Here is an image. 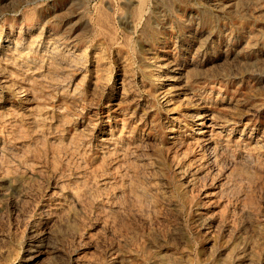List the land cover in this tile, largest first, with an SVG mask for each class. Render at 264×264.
<instances>
[{
  "label": "rangeland",
  "instance_id": "rangeland-1",
  "mask_svg": "<svg viewBox=\"0 0 264 264\" xmlns=\"http://www.w3.org/2000/svg\"><path fill=\"white\" fill-rule=\"evenodd\" d=\"M137 1L0 0V264H264V0ZM203 126L223 151L193 144Z\"/></svg>",
  "mask_w": 264,
  "mask_h": 264
},
{
  "label": "bare ground",
  "instance_id": "bare-ground-1",
  "mask_svg": "<svg viewBox=\"0 0 264 264\" xmlns=\"http://www.w3.org/2000/svg\"><path fill=\"white\" fill-rule=\"evenodd\" d=\"M31 1H33V0H31ZM135 1V0H134ZM137 1V0H136ZM188 1V0H187ZM196 1H198V0H196ZM200 1V0H199ZM263 1V0H262ZM20 2V1H19ZM25 2V1H24ZM27 2V1H26ZM138 2V1H137ZM148 2V1H147ZM156 2V1H155ZM195 2V1H194ZM228 2V1H227ZM233 2H235V0L233 1ZM259 2V1H258ZM257 2V3H258ZM21 3H22V1H21ZM74 3V2H73ZM139 3H140V5L138 6V9H137V14H139V15H141L142 14V12L144 11V8L146 7L145 6V4H147L146 3V0H139ZM152 3V2H151ZM159 3H160V1H159ZM161 3L163 4V5H166V3L164 2V0H161ZM187 3V2H186ZM192 3V2H191ZM236 3V2H235ZM255 3V2H254ZM260 3V2H259ZM20 4V3H19ZM77 4V3H76ZM137 4V3H136ZM168 4V3H167ZM226 4V3H225ZM17 5V4H16ZM67 5V4H66ZM74 5V4H73ZM186 5V4H185ZM190 5V4H189ZM197 5V4H196ZM209 5V4H208ZM213 5V4H212ZM220 5H221V3H220ZM219 5V6H220ZM234 5V4H233ZM249 5V4H248ZM261 5V4H260ZM263 5V4H262ZM75 6V5H74ZM151 6V5H150ZM198 6V5H197ZM218 5H217V7H219ZM253 6V5H252ZM258 7H259V4L257 5ZM256 6V8H258ZM77 6H75V8H76ZM100 7V6H99ZM133 7V6H132ZM132 7H131V10H132ZM137 7V6H136ZM136 7H134V8H136ZM190 7V6H189ZM194 7H195V5H194ZM208 7V6H207ZM228 7V6H227ZM240 7V6H239ZM128 8V7H127ZM233 8V7H232ZM254 8V7H253ZM8 9V8H7ZM55 9V8H54ZM62 9V8H61ZM74 9V8H73ZM150 9V8H149ZM148 9V11H150ZM153 9V8H152ZM177 9V8H176ZM209 9V8H208ZM207 8H204V7H199V11H200V14L202 15V18H203V21H205V22H208V21H210L211 22V20H214L213 19V17H212V15L209 13V10H208ZM214 9V8H213ZM224 9V8H223ZM245 9V8H244ZM126 10V9H125ZM130 10V11H131ZM165 10V9H164ZM222 10V9H221ZM226 10V9H225ZM228 10V9H227ZM232 10V9H231ZM243 10V9H242ZM242 10H240L241 12H242ZM71 11V10H70ZM99 11V10H98ZM98 11H97V13H98ZM179 11V10H178ZM184 11V10H183ZM229 11V10H228ZM249 11H250V9H249ZM259 11V10H258ZM46 12V11H45ZM100 12V11H99ZM126 12V11H125ZM132 12H133V10H132ZM136 12V11H135ZM151 12V11H150ZM174 12V11H173ZM177 12V11H176ZM218 12V11H217ZM220 12V11H219ZM232 12H233V10H232ZM54 13V12H53ZM68 13V12H67ZM103 14H104V12H102ZM102 13H100V14H98L100 17L101 16H103V14ZM123 13V12H122ZM127 13H129V11L127 12ZM159 13H161V12H159ZM158 13V14H159ZM166 13H167V11H166ZM175 13V12H174ZM215 13V12H214ZM228 13V12H227ZM236 13V12H235ZM250 13V12H249ZM259 13V12H258ZM262 13V12H261ZM16 14V13H15ZM71 14V13H70ZM102 14V15H101ZM120 14V13H119ZM130 14V13H129ZM136 14V13H135ZM155 14V13H154ZM171 14V13H170ZM216 14V13H215ZM229 14V13H228ZM227 14V15H228ZM242 14H244V13H242ZM241 14V15H242ZM260 14V13H259ZM47 15V14H46ZM64 15V14H63ZM69 14H67V16H68ZM121 15V14H120ZM143 15V14H142ZM157 15V14H156ZM167 15V14H166ZM217 15V14H216ZM226 15V16H227ZM237 15V14H236ZM239 15V14H238ZM252 15V14H251ZM255 15H256V13H255ZM48 16V15H47ZM67 16H65V17H67ZM92 16V15H91ZM138 16V15H137ZM158 16V15H157ZM159 16H160V14H159ZM200 16V15H199ZM219 16V15H218ZM225 16V17H226ZM231 16H232V14H231ZM231 16H229V17H231ZM257 16V15H256ZM122 17V16H121ZM129 17V16H128ZM133 17V16H132ZM140 17V16H139ZM147 17H148V15H147ZM163 17V16H162ZM176 17V16H175ZM215 17V16H214ZM221 17V16H220ZM220 17H218V18H220ZM240 17V16H239ZM258 17V16H257ZM256 17V18H257ZM262 17H263V15H262ZM115 18V17H114ZM143 18V17H142ZM141 18V19H142ZM144 18H146V16L144 17ZM150 18H153V17H149V18H147L146 19V23H147V25H149V21H150ZM159 18V17H158ZM167 18V17H166ZM165 18V19H166ZM172 18V17H171ZM170 18V19H171ZM177 18V17H176ZM264 18V17H263ZM46 19V18H45ZM44 19V20H45ZM102 20H103V18H101ZM132 19V18H131ZM136 19V18H135ZM138 19V18H137ZM181 19H182V17H181ZM221 19H222V17H221ZM233 19H235V18H233ZM255 19V18H254ZM260 19V18H259ZM258 19V20H259ZM117 20V19H116ZM120 20H121V18H120ZM119 20V21H120ZM152 20V19H151ZM168 20V19H167ZM95 21V20H94ZM98 21V20H97ZM101 21V20H100ZM99 21V22H100ZM128 21H129V19H128ZM132 21V20H131ZM187 21V20H186ZM196 21H197V19H196ZM195 21V22H196ZM223 21V20H222ZM225 21V20H224ZM12 22V21H11ZM10 22V27L12 26V23ZM29 23H27L24 27H22L21 28V33H28V34H32V33H34V31L37 29L38 30V28H42L43 26H41V25H39V24H37L36 22H34V21H28ZM134 22H136V21H134ZM189 22V21H188ZM194 22V21H193ZM140 23H142V21L140 20ZM139 23V24H140ZM156 23V22H155ZM161 23V22H160ZM168 23V22H167ZM191 23V22H190ZM197 23H199V22H197ZM262 23V22H261ZM86 24V23H85ZM99 24V23H98ZM101 24V23H100ZM130 24V23H129ZM132 24V23H131ZM137 24V23H136ZM138 24V25H139ZM144 24V23H143ZM142 24V25H143ZM159 24V23H158ZM157 24V25H158ZM214 24H216V23H214ZM213 24V25H214ZM263 24V23H262ZM141 25V24H140ZM141 25V26H142ZM146 25V24H145ZM165 25V24H164ZM196 25V24H195ZM205 25V24H204ZM221 25V24H220ZM99 27L101 26V25H98ZM144 26V25H143ZM172 26V25H171ZM206 26H207V24H206ZM216 26V25H215ZM238 26V25H237ZM241 26V25H240ZM247 26V25H246ZM105 27V26H104ZM133 27H135L134 25H133ZM154 27V26H153ZM152 27V28H153ZM162 27V26H161ZM167 27V26H166ZM223 27V26H222ZM146 28V27H145ZM168 28H170V27H168ZM216 28V27H215ZM255 28H257V26L255 27ZM131 29V28H130ZM137 29V27L135 28V30ZM240 29V28H239ZM253 29V28H252ZM263 29V28H262ZM261 29V30H262ZM101 31V29H98L97 31ZM148 30V29H147ZM153 30V29H152ZM157 30H159V29H157ZM171 30H172V28H171ZM208 30V29H207ZM214 30V29H213ZM218 30V29H217ZM217 30H216V32H217ZM233 30V29H232ZM261 30H259V32L261 31ZM133 31V30H132ZM131 31V32H132ZM156 31V30H155ZM241 31V30H240ZM242 31H243V29H242ZM254 31V30H253ZM104 32V31H103ZM114 32V34H115V31H113ZM112 31H111V34L113 33ZM134 32V31H133ZM133 32H132V34H133ZM209 32V31H208ZM219 32H220V30H219ZM238 32V31H237ZM236 32V33H237ZM250 32V31H249ZM252 32V31H251ZM264 32V31H263ZM262 32V33H263ZM190 33V32H189ZM248 33V32H247ZM257 33V32H256ZM117 34V33H116ZM116 34H115V36H116ZM125 34H127V33H125ZM136 34V33H135ZM158 34V33H157ZM209 34V33H208ZM129 35V34H128ZM128 35H124L125 36V38L128 36ZM149 35H152V34H145V36L146 37H149ZM211 35V34H210ZM235 35H237V34H235ZM254 35V34H253ZM256 35H258V34H256ZM111 36V35H110ZM114 36V35H113ZM135 36V35H134ZM133 36V37H134ZM164 36V35H163ZM261 36V35H260ZM102 37H103V35H102ZM108 37V36H107ZM106 37V38H107ZM141 38H142V36H140ZM238 37H239V35H238ZM241 37V36H240ZM246 37H247V35H246ZM259 37V36H258ZM262 37V36H261ZM4 38H6V40L7 41H9V40H11L10 38H9V36L7 35L6 37H4ZM115 38V37H114ZM114 38H113V40H114ZM117 38H119V37H117ZM128 38V37H127ZM132 38V37H131ZM187 38V37H186ZM200 38V37H199ZM202 38V37H201ZM211 38V37H210ZM28 39V38H27ZM100 39H102V38H100ZM123 39V38H122ZM133 39V38H132ZM136 39V38H135ZM182 39L184 40L185 38L184 37H182ZM259 39H260V37H259ZM109 40V39H108ZM112 40V39H111ZM112 40V41H113ZM127 40V39H126ZM159 40V39H158ZM196 40V39H195ZM207 40V39H206ZM238 40V39H237ZM2 41V40H1ZM15 41V40H14ZM35 41L36 40H32V39H30L29 41H27V43H29L28 44V46H30L31 44H34L35 43ZM125 41V40H124ZM128 41V40H127ZM191 41V40H190ZM212 41V40H211ZM245 41V40H244ZM110 42V41H109ZM109 42H106V43H108L109 44ZM129 42H131V40L129 41ZM16 43V47L18 46H20V47H22V45L23 44H20L19 45V43L18 42H15ZM14 43V44H15ZM118 43V42H117ZM123 43H126V42H123ZM131 43H133L134 44V42H131ZM130 43V44H131ZM146 43V42H145ZM164 43V42H163ZM204 43H205V41H204ZM90 44V43H89ZM147 44V43H146ZM210 44H211V42H210ZM242 44H244V43H242ZM246 44V43H245ZM37 45H39V44H37ZM115 45V44H114ZM127 45V44H126ZM247 45V44H246ZM258 45V44H257ZM111 46V45H110ZM121 46V45H120ZM197 46V45H196ZM249 46H250V48H251V46H252V44L250 45L249 44ZM248 46V47H249ZM264 46V45H263ZM16 47H14V48H16ZM53 47V46H52ZM119 47V46H118ZM130 47V46H129ZM133 47V46H132ZM146 47V46H145ZM186 47V46H185ZM199 47V46H198ZM244 47H246V46H244ZM24 48V47H23ZM50 48V47H49ZM112 48V47H111ZM125 48V47H124ZM249 48V49H250ZM96 49V48H95ZM107 49H108V47H107ZM134 49V48H133ZM14 50H16V49H14ZM36 50V49H35ZM47 50V49H46ZM52 50V49H51ZM169 50V49H168ZM213 50V49H212ZM238 50H239V48H238ZM247 50V49H246ZM254 50V49H253ZM261 50V49H260ZM264 50V49H263ZM130 51V50H129ZM194 51H196V49L194 50ZM226 51V50H225ZM236 51V50H235ZM249 51V50H248ZM18 52V51H17ZM132 52V51H131ZM168 52H170V51H168ZM228 52V51H227ZM250 52H252L251 50H250ZM255 52V51H254ZM21 53V52H20ZM23 53V52H22ZM54 53V52H53ZM134 53V52H133ZM144 53V52H143ZM146 53V52H145ZM153 53V52H152ZM194 53V52H193ZM223 53H224V51H223ZM248 54V53H247ZM251 55L253 54V53H250ZM15 55H17V54H15ZM124 55V54H123ZM150 55V54H149ZM148 55V56H149ZM156 55V54H155ZM203 55V54H202ZM205 55V54H204ZM225 55V54H224ZM231 55V54H230ZM55 56H56V54H55ZM141 56H143V55H141ZM238 56V55H237ZM52 57V56H51ZM134 57H135V55H134ZM151 57H153V56H151ZM155 57V56H154ZM154 57H153V59H154ZM160 60L162 61V63L165 65V64H167V65H169L171 68H172V70L170 71V72H172V74L173 75H171V77L170 78H174V80H175V86H176V88L177 89H182V91L184 90V91H186V92H184V93H186V95H189L190 96V94H193V95H195V93H194V90L192 91V92H187V90H189V86H190V77H192V75L190 74V72L188 73V74H186L185 72L183 73V63L181 64V63H176V64H174L172 61H173V59L174 58H172L171 59V56L169 55V54H167V53H162L160 56ZM188 57V56H187ZM203 57V56H202ZM226 57V56H225ZM246 57V56H245ZM82 58V57H81ZM80 58V59H81ZM212 58V57H211ZM219 58V57H218ZM238 58H240V56L238 57ZM256 58V57H255ZM111 59V58H110ZM131 59H133V58H131ZM237 59V58H236ZM242 59V58H241ZM248 59V58H247ZM55 60V59H54ZM57 60V59H56ZM151 60V59H150ZM227 60V59H226ZM110 61V60H109ZM132 61V60H131ZM177 61V60H176ZM207 61V60H206ZM232 61H233V59H232ZM240 62L242 61V60H239ZM248 61V60H247ZM247 61H245L244 60V62H247ZM261 61V60H260ZM94 62H96L95 63V65H99V64H101V62H100V60L98 59L97 61H94ZM199 62H201L198 58H196V57H194L193 55H190L189 57H188V59L186 60V62H185V64L188 66V67H190V68H193V70L195 71V73H199V70L200 69H198L199 67ZM222 62V61H221ZM224 62V61H223ZM230 62V61H229ZM70 63V62H69ZM112 63V62H111ZM153 63V62H152ZM160 63V62H159ZM173 63V64H172ZM216 63V62H215ZM237 62H235V63H233V64H235L236 66H237V64H236ZM258 63H260V62H258ZM213 64V63H212ZM230 64V63H229ZM248 64V63H247ZM246 64V65H247ZM252 64V63H251ZM261 64V63H260ZM112 65V64H111ZM162 65V64H161ZM175 65V66H174ZM218 65V64H217ZM262 65V64H261ZM69 66H72V65H69ZM74 66V65H73ZM83 66V65H82ZM202 66V65H201ZM243 66V65H242ZM251 65H249V67H250ZM256 66V65H255ZM205 67V66H204ZM211 68H213V66H210ZM209 67V68H210ZM221 67V66H220ZM227 67V66H226ZM235 67V66H234ZM233 67V68H234ZM253 67V66H252ZM177 68H179V70L178 71H176V69ZM197 68V69H196ZM230 68H231V70H232V67L230 66ZM238 68V67H237ZM256 68V67H255ZM257 68H259V64H258V67ZM256 68V69H257ZM75 69H76V67H75ZM78 69V68H77ZM83 69V68H82ZM127 69V68H126ZM203 69V68H202ZM247 69H248V67H247ZM250 69V68H249ZM85 70H87V69H85ZM209 70V69H208ZM208 70H207V72H208ZM253 70V69H252ZM26 71V70H25ZM202 70H200V72H201ZM203 71H205V68H204V70ZM226 71H227V69H226ZM235 71V70H234ZM249 71H251V70H249ZM249 71H248V73H249ZM260 72H261V70H259ZM206 72V73H207ZM217 72V71H216ZM223 72V71H222ZM231 72V71H230ZM230 72H229V74H230ZM237 72V71H236ZM236 72H234V73H236ZM245 72V71H244ZM255 72H256V70H255ZM262 72H263V70H262ZM202 73V72H201ZM200 73V74H201ZM220 73H221V71H220ZM239 73V72H238ZM248 73H247V75H248ZM199 74V75H200ZM204 74V73H203ZM246 74V73H245ZM262 74V73H261ZM34 75H36V74H34ZM197 75V74H196ZM199 75H197V76H199ZM206 75V74H205ZM210 76H211V74H209ZM213 75V74H212ZM220 75V74H219ZM232 75V74H231ZM236 75H238V74H236ZM250 75V74H249ZM248 75V76H249ZM32 76V75H31ZM37 76V75H36ZM40 76V75H39ZM142 76V75H141ZM170 76V75H169ZM204 76V75H203ZM214 76V75H213ZM230 76V75H229ZM240 76V75H239ZM244 76V75H243ZM83 77V76H82ZM81 77V78H82ZM165 77V76H164ZM220 77V76H219ZM237 77V76H236ZM241 77V76H240ZM32 78V77H31ZM143 78V77H142ZM169 78V77H168ZM201 78V77H200ZM204 78V77H203ZM208 78V77H207ZM209 78H211V77H209ZM223 78V77H222ZM229 78V77H228ZM234 78V77H233ZM249 78V77H248ZM214 79V78H213ZM226 79V78H225ZM259 79V78H258ZM152 80V79H151ZM199 80V79H198ZM204 80V79H203ZM210 80V79H209ZM220 80H221V78H220ZM246 80H248V79H246ZM254 80V79H253ZM145 81V80H144ZM225 81V80H224ZM259 81H260V79H259ZM196 82V81H195ZM195 82H192V83H195ZM203 82V81H202ZM261 82V81H260ZM215 83V82H214ZM253 83H255V82H253ZM218 84V83H217ZM237 84V83H236ZM235 84V85H236ZM174 85H172V86H174ZM207 85V84H206ZM253 85V84H252ZM213 86V85H212ZM216 86V85H215ZM249 86V85H248ZM149 87V86H148ZM221 87V86H220ZM237 87H238V84H237ZM173 88V87H172ZM213 88V87H212ZM17 89V88H16ZM145 89H146V87H145ZM243 89V88H242ZM147 90V89H146ZM149 90V89H148ZM211 90V89H210ZM248 90V89H247ZM252 90V89H251ZM172 91V90H171ZM191 91V90H190ZM196 91V90H195ZM199 91V90H198ZM207 91V90H206ZM165 92V91H164ZM201 92V91H200ZM203 92V91H202ZM211 92H212V90H211ZM248 92V91H247ZM144 93V92H143ZM158 93V92H157ZM149 94H152V91H149ZM205 94V93H204ZM203 94V95H204ZM219 94V93H218ZM67 95V94H66ZM162 95V94H161ZM208 95V94H207ZM185 96V95H184ZM196 96V95H195ZM223 96V95H222ZM66 97H68V96H66ZM124 97H126V96H124ZM141 97V96H140ZM148 97V96H147ZM193 97V96H192ZM206 97V96H205ZM159 98V97H158ZM203 98V97H202ZM216 98V97H215ZM224 98V97H223ZM132 99H133V97H132ZM179 99V98H178ZM181 99H182V97H181ZM198 99V98H197ZM206 99V98H205ZM222 99V98H221ZM63 100V99H62ZM172 100V99H171ZM176 100V99H175ZM200 100V99H199ZM202 100V99H201ZM204 100V99H203ZM209 100V99H208ZM211 100V99H210ZM65 101V100H64ZM198 101V100H197ZM224 101V100H223ZM66 102V101H65ZM69 102V101H68ZM157 102V101H156ZM203 102H205V101H203ZM121 104H122V102H120ZM148 103V102H147ZM153 103V102H152ZM90 104V103H89ZM154 104V103H153ZM157 105V104H156ZM155 105V106H156ZM152 106V105H151ZM143 108V107H142ZM150 109V108H149ZM157 109V108H156ZM123 110V109H122ZM147 111V110H146ZM157 111V110H156ZM141 113V112H140ZM130 114V113H129ZM182 114H183V112H182ZM194 114V113H193ZM122 115V114H121ZM132 115V114H131ZM155 115V114H154ZM198 115V114H197ZM36 116V115H35ZM38 116V115H37ZM127 116V115H126ZM129 116V115H128ZM133 116V115H132ZM135 116V115H134ZM139 116V115H138ZM182 116V115H181ZM200 116V115H199ZM130 117V116H129ZM128 117V118H129ZM153 117V116H152ZM151 117V118H152ZM220 117V116H219ZM44 118V117H43ZM113 118V117H112ZM142 118V117H141ZM214 118V117H213ZM173 119H174V117H173ZM125 120V119H124ZM128 120V119H127ZM133 120H135V119H133ZM122 121V120H121ZM120 121V122H121ZM126 121V120H125ZM150 121V120H149ZM198 121V120H197ZM109 123V122H108ZM122 123L124 124V121H122ZM133 123V122H132ZM199 123V122H198ZM114 124V123H113ZM122 124V125H123ZM128 124V123H127ZM134 124V123H133ZM132 124V125H133ZM153 124V123H152ZM203 124H206L205 122L203 123ZM140 125V124H139ZM154 125V124H153ZM116 126V125H115ZM124 126V125H123ZM136 126V125H135ZM138 126V125H137ZM183 126V125H182ZM204 126H206V125H204ZM201 127V128H199V129H197L198 131H196V137L194 136V138H195V140H194V142H193V144H195V145H197V148L198 147H200L201 149H203V150H210L211 151V149H213V145L212 144H214V146L216 145V148H217V150H219V151H223L224 150V148L225 147H227V145L225 144V143H216V142H214L213 140H212V137H211V133L207 130V129H205L206 127ZM114 127V126H113ZM121 127V126H120ZM120 127H118V128H120ZM130 127V126H129ZM146 127V126H145ZM212 127V126H211ZM115 128V127H114ZM117 128V129H118ZM140 128V127H139ZM149 128V127H148ZM112 130H113V128H111ZM133 129H135V128H133ZM142 129V128H141ZM153 129V128H152ZM243 128H241V130H242ZM131 130V129H130ZM129 130V131H130ZM193 130V129H192ZM136 131V130H135ZM172 131V130H171ZM212 131V130H211ZM120 132V131H119ZM131 132V131H130ZM209 132V133H208ZM242 132V131H241ZM34 133V132H33ZM118 133V132H117ZM121 133V132H120ZM124 133V132H123ZM214 133H216V132H214ZM133 134V133H132ZM155 134V133H154ZM221 134V133H220ZM127 135V134H126ZM216 135H218V134H216ZM120 136V135H119ZM135 136V135H134ZM117 137V136H116ZM217 137V136H216ZM227 137V136H226ZM237 137H239V136H237ZM236 137V138H237ZM129 138V137H128ZM240 138V137H239ZM238 138V139H239ZM256 138V137H255ZM122 139V138H121ZM216 139V138H215ZM214 139V140H215ZM191 140V139H190ZM217 140V139H216ZM219 140V139H218ZM226 140V139H225ZM237 140V139H236ZM2 141V140H1ZM126 141V140H125ZM138 141V140H137ZM224 141V140H223ZM235 141V140H234ZM88 142V141H87ZM120 142V141H119ZM229 141H227V143H228ZM244 142V141H243ZM256 142V141H255ZM260 143V142H259ZM87 144V143H86ZM121 144V143H120ZM80 145H81V143H80ZM178 145V144H177ZM191 145V144H190ZM194 145V146H195ZM235 145V144H234ZM241 145V144H240ZM248 145V144H247ZM258 145V144H257ZM86 146V145H85ZM141 146H143V145H141ZM193 146V147H194ZM231 146V145H230ZM238 146V145H237ZM251 146H254V145H251ZM22 147V146H21ZM257 147V146H256ZM11 148V147H10ZM23 148V147H22ZM26 148V147H25ZM239 148V147H238ZM241 148V147H240ZM243 148V147H242ZM258 148H259V145H258ZM234 149V148H233ZM237 149V148H236ZM247 149V148H246ZM249 149V148H248ZM253 149V148H252ZM253 150H255V149H253ZM256 150H259V149H256ZM82 151V150H81ZM215 151V150H214ZM240 151V150H239ZM226 152V151H225ZM220 153V152H219ZM228 153V152H227ZM226 153V154H227ZM230 153V152H229ZM253 153V152H252ZM210 154V153H209ZM243 154H244V152H243ZM246 154V153H245ZM19 155V154H18ZM208 155V154H207ZM221 155V154H220ZM225 155V154H224ZM237 156V155H236ZM240 156V155H239ZM204 157V156H203ZM218 157V156H217ZM226 157V156H225ZM264 157V156H263ZM214 158V156H212L210 159H213ZM245 158V157H244ZM83 159V158H82ZM194 159V158H193ZM225 158H223V160H224ZM230 159V158H229ZM231 159H233V158H231ZM230 159V160H231ZM237 159V158H236ZM240 159V157L237 159V160H239ZM242 159V158H241ZM240 159V160H241ZM247 159V157L245 158V160ZM256 159V158H255ZM214 160V159H213ZM217 160V159H216ZM226 160V159H225ZM219 161H220V159H219ZM251 161V160H250ZM191 162H192V160H191ZM199 162V161H198ZM211 162V161H210ZM232 162H233V160H232ZM239 162V161H238ZM241 162V161H240ZM240 162H239V164H240ZM243 162V161H242ZM249 162V161H248ZM194 163V162H193ZM197 163V162H196ZM202 163V162H201ZM205 163H206V161H205ZM209 163V162H208ZM225 162H223V163H221L222 165L224 164ZM247 163V162H246ZM245 163V164H246ZM191 164V163H190ZM213 165H214V163H212ZM238 164V163H237ZM238 164V165H239ZM244 164V165H245ZM222 165H220V166H222ZM237 165V166H238ZM247 165V164H246ZM251 165V164H250ZM252 165H253V163H252ZM191 166V165H190ZM219 166V167H220ZM225 166V165H224ZM224 166H223V168H224ZM249 166V165H248ZM123 167V166H122ZM161 167V166H160ZM167 167V166H166ZM165 167V168H166ZM193 167V166H192ZM211 167V166H210ZM219 167H218V169H219ZM242 167V166H241ZM251 167V166H250ZM249 167V168H250ZM162 169L164 168V167H161ZM228 168V167H227ZM246 168V167H245ZM168 169V168H167ZM208 169V168H207ZM238 169H240V167L238 168ZM3 170V169H2ZM166 170V169H165ZM194 170H195V168H194ZM198 170V169H197ZM196 170V171H197ZM231 170V169H230ZM205 171H206V169H205ZM103 172V171H102ZM110 172V171H109ZM193 172V171H192ZM171 173V172H170ZM196 173V172H195ZM202 174H203V172H201ZM232 173V172H231ZM228 174V173H227ZM227 174H225V175H227ZM238 174V173H237ZM236 174V175H237ZM169 175H171V174H169ZM6 176V175H5ZM100 176V175H99ZM198 176V175H197ZM200 177H202V176H204V174L201 176V174L199 175ZM232 176V175H231ZM231 176H229V178L231 177ZM239 176V175H238ZM1 177V176H0ZM11 177V176H10ZM165 177V176H164ZM167 177H169V176H167ZM166 177V178H167ZM234 177V176H233ZM237 177V176H236ZM12 178V177H11ZM169 178H171V177H169ZM1 179V178H0ZM14 180V179H13ZM241 180V179H240ZM147 182V181H146ZM225 183V182H224ZM67 186V185H66ZM184 188V187H183ZM238 188V187H237ZM223 192H225V191H223ZM210 193V192H209ZM111 194H112V192H111ZM211 194V193H210ZM225 194V193H224ZM72 198V197H71ZM196 198V197H195ZM63 206V205H62ZM68 206V205H67ZM116 207V206H115ZM42 209V212H43V214H44V221H46V217H47V214L49 213V210H48V207L47 206H42L41 207ZM50 208V207H49ZM68 209V208H67ZM64 210V209H63ZM69 210V209H68ZM62 211V210H61ZM66 211V210H65ZM67 212V211H66ZM70 212V211H69ZM51 214V213H50ZM57 216V215H56ZM59 216H60V214H59ZM61 217V216H60ZM63 217H64V215H63ZM53 218V217H52ZM57 218V217H56ZM56 218H55V220H56ZM35 219V218H34ZM60 219V218H59ZM64 219V218H63ZM66 219V218H65ZM71 218H69V220H70ZM38 218L37 219H35V220H32V222L34 223V226L38 223ZM54 220V221H55ZM53 221V222H54ZM59 221V220H58ZM64 221H66V220H64ZM56 222V221H55ZM60 222V221H59ZM58 222V223H59ZM29 223V222H28ZM50 223V222H49ZM60 224V223H59ZM67 224V223H66ZM30 225V224H29ZM53 225V224H52ZM72 225H73V222H72ZM27 226V225H26ZM54 226V225H53ZM76 226V225H75ZM48 228L50 227V226H47ZM61 227V226H60ZM59 227V228H60ZM51 228V227H50ZM58 228V227H57ZM62 228H63V226H62ZM61 228V229H62ZM70 228H68V230H69ZM42 230V229H41ZM64 230L66 231V229L64 228ZM63 230V231H64ZM43 231H45V230H43ZM43 231H42V233H43ZM48 231V230H47ZM49 231H51V230H49ZM53 231V230H52ZM51 231V232H52ZM62 231V230H61ZM38 232H40V231H38ZM35 229H34V231H33V244H32V246L31 247H29L28 246V252H33L34 251V249H33V247H38L39 246V242H40V235H39V233H38ZM262 232H264V230L262 231ZM41 233V232H40ZM65 233V232H64ZM162 233V232H161ZM55 234H57V232H55ZM66 234V233H65ZM76 234V233H75ZM31 235V234H30ZM74 235V234H73ZM49 236V235H48ZM57 236V235H56ZM24 237V236H23ZM61 237V236H60ZM45 238H46V236H45ZM49 238V237H48ZM53 238V237H52ZM55 238V237H54ZM53 238V240H55ZM59 238V237H58ZM61 238H59V240H60ZM49 241L48 239H45V241ZM167 240V239H166ZM46 241V242H47ZM170 241V240H169ZM51 242H53L52 240H51ZM168 243H170V242H168ZM42 244V243H41ZM50 244V243H49ZM46 245V244H45ZM162 245V244H161ZM27 246V245H26ZM49 246V245H48ZM163 246H165V245H163ZM51 247V246H50ZM26 248V247H25ZM49 248V247H48ZM38 249V248H37ZM231 249V248H230ZM234 250V249H233ZM38 251V250H37ZM254 252H256V251H254ZM72 253V252H71ZM232 256H233V254H231ZM237 255V254H236ZM235 255V256H236ZM32 256H33V254H32ZM31 256V257H32ZM231 256V257H232ZM257 256V255H256ZM27 257H29V256H27ZM30 258V257H29ZM42 258H43V256H42ZM75 259H77L76 257H74ZM212 258H213V256H212ZM227 258V257H226ZM23 259H24V257H23ZM41 259V258H40ZM45 259V258H44ZM80 259V258H79ZM233 259V258H232ZM74 260V259H73ZM85 260V259H84ZM76 261V260H75ZM222 261V260H221ZM233 261H234V259H233ZM50 262V261H49ZM84 262V261H83ZM82 261L80 262L81 264L83 263ZM167 262V261H166ZM220 262V261H219ZM85 263V262H84ZM75 264V263H74ZM79 264V263H78ZM86 264V263H85ZM124 264V263H123ZM228 264H230V263H228Z\"/></svg>",
  "mask_w": 264,
  "mask_h": 264
}]
</instances>
